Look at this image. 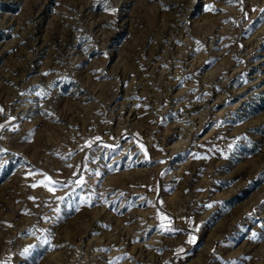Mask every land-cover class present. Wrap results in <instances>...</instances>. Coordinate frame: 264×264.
Returning a JSON list of instances; mask_svg holds the SVG:
<instances>
[{
  "label": "rangeland",
  "instance_id": "1",
  "mask_svg": "<svg viewBox=\"0 0 264 264\" xmlns=\"http://www.w3.org/2000/svg\"><path fill=\"white\" fill-rule=\"evenodd\" d=\"M0 264H264V0H0Z\"/></svg>",
  "mask_w": 264,
  "mask_h": 264
},
{
  "label": "snow or ice",
  "instance_id": "2",
  "mask_svg": "<svg viewBox=\"0 0 264 264\" xmlns=\"http://www.w3.org/2000/svg\"><path fill=\"white\" fill-rule=\"evenodd\" d=\"M50 183L55 184V181H51L50 178H46ZM80 183H83V181H80ZM35 186V185H34ZM49 190H52L51 188ZM212 205H208V207H211ZM170 230V229H169ZM195 241V237H191L189 240V243H193ZM180 251H183L182 249Z\"/></svg>",
  "mask_w": 264,
  "mask_h": 264
}]
</instances>
